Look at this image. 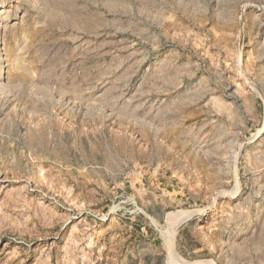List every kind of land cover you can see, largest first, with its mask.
Segmentation results:
<instances>
[{
    "label": "rangeland",
    "instance_id": "1",
    "mask_svg": "<svg viewBox=\"0 0 264 264\" xmlns=\"http://www.w3.org/2000/svg\"><path fill=\"white\" fill-rule=\"evenodd\" d=\"M185 263L264 264V0H0V264Z\"/></svg>",
    "mask_w": 264,
    "mask_h": 264
},
{
    "label": "bare ground",
    "instance_id": "2",
    "mask_svg": "<svg viewBox=\"0 0 264 264\" xmlns=\"http://www.w3.org/2000/svg\"><path fill=\"white\" fill-rule=\"evenodd\" d=\"M188 217V216H187ZM170 218H172L173 219V221L174 220H179L180 219V217H177V216H170ZM185 218V217H184ZM170 233V232H169ZM185 264H190V263H185Z\"/></svg>",
    "mask_w": 264,
    "mask_h": 264
}]
</instances>
